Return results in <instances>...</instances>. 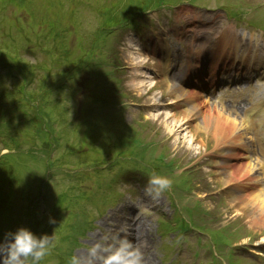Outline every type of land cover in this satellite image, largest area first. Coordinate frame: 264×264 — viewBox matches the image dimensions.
<instances>
[{
    "label": "clouds",
    "instance_id": "clouds-1",
    "mask_svg": "<svg viewBox=\"0 0 264 264\" xmlns=\"http://www.w3.org/2000/svg\"><path fill=\"white\" fill-rule=\"evenodd\" d=\"M172 181L164 176L153 174L148 179L146 191L159 196L167 190ZM54 235L46 233L37 235L27 227H19L15 231L4 233L0 239V264H41L53 246ZM96 249H92L95 256ZM70 264H82L73 256ZM103 264H142L139 250L124 241L103 259Z\"/></svg>",
    "mask_w": 264,
    "mask_h": 264
},
{
    "label": "rangeland",
    "instance_id": "rangeland-1",
    "mask_svg": "<svg viewBox=\"0 0 264 264\" xmlns=\"http://www.w3.org/2000/svg\"><path fill=\"white\" fill-rule=\"evenodd\" d=\"M237 1H240V3L242 5L249 4V5L259 6L261 8V11L256 12V16L258 18H256V20L255 19L253 20V25H251L250 28H252V27L258 28V27L264 26V21H263L264 19L262 17L263 10H264V0H237ZM244 23H245V25H248L247 20H244ZM120 53H121V55H123L122 50H121ZM145 121H146V119H145ZM148 122L149 123H153V121H151V122L148 121ZM165 136H166V131L164 130V128H159V130H158V127H155V129H153L149 135L145 136V139L147 141L162 142V141H164L166 139ZM204 137H206L208 139H206ZM204 137H201V138L198 137V140L201 141V146L202 147H199V145L197 143H195V142L192 143L190 141L187 142L185 140H182V142H181L182 144L180 146H179L178 142H176V146L177 147H175L173 145L174 141H172V144L170 142H168L166 146L170 149V151H172L171 152V155L173 156L172 159H174L176 161V164L185 165V164L188 163V161L189 162L192 161V160L196 161L197 159L202 158L203 157V153H206L207 150L210 147H213L214 139L212 137H207V136H204ZM201 152H202V156H200L199 158H195ZM89 158L90 157L85 158L82 162L83 163L87 162L89 160ZM73 163L77 165L76 161H73ZM202 176H203V174L200 171H198V172L194 171L193 172V169H192L188 174H186V177H188V179H187L188 180V185H192V184L198 185L197 184L198 181H196V179L200 180L202 178ZM11 190H12V192H14L13 189H11ZM3 191L5 193H8L9 188L8 187H4ZM206 202H207V205L211 208V210L212 209L215 210L219 206V204L217 202H215L214 200L206 201ZM46 209H47V207L43 206L42 210L40 212V213H42L43 211H45L44 212V219L42 221V225H43V227L45 228L46 231L49 230L50 233L52 235H54V233H53V231L55 230L54 226L50 225L51 218H52V222L53 221H54V223H57V222L52 217V213L48 212V210H46ZM38 216L39 215H36L32 219H29V220H28V218H26L25 220L27 222V225H28V223H35V221L38 219ZM227 223H231V222L228 221ZM262 225H264V223ZM260 226H256V225H252L251 226V224H248V223H245V222H240V223L234 224V222H233L231 225H229L228 229L231 230V232H236L238 234V236H241V237L244 234L245 235L250 234L247 231H250V232H253V233H258L259 234L258 236H261L263 231H264V226H261V227ZM240 229L242 230L241 233H243V234L240 233ZM225 233L228 234V231H226ZM56 238H57V236L54 235L53 243L56 240ZM211 247H212V244H211ZM211 247H210L209 244L203 245V248H205L206 251H208L211 255H213L216 258H218L219 252L215 251V250L213 251L211 249Z\"/></svg>",
    "mask_w": 264,
    "mask_h": 264
},
{
    "label": "bare ground",
    "instance_id": "bare-ground-1",
    "mask_svg": "<svg viewBox=\"0 0 264 264\" xmlns=\"http://www.w3.org/2000/svg\"><path fill=\"white\" fill-rule=\"evenodd\" d=\"M171 33H168L167 35H170ZM167 36H165L166 38ZM226 48L227 46L224 45ZM179 99L181 101L190 100L193 102L191 108L189 110L184 111L185 117L190 118V120L195 121L193 118H201L203 123V128L211 133H208V135H212L216 139V147L218 148L222 144V139L226 138L225 136H219L221 135L227 126H229L230 123L235 122V118L228 112L221 111L218 109V106L212 105V107H209L206 111L203 110V107L206 106V102L200 101L198 97H196L194 94H187V95H181L179 96ZM262 103H260V107ZM223 124L225 126V129H223ZM200 127V126H199ZM231 139V138H230ZM238 141L237 139L235 142ZM248 149V148H247ZM249 150V149H248ZM248 165H240L237 168H235L231 176L233 179H237L240 176H246L248 173ZM230 182L232 180H229ZM253 187H256L254 184ZM264 189L258 190L255 194H250L247 196H244V199L241 198L242 202L246 206H242L240 210H244L246 212H250L252 214V211H257L258 216L254 219H252V222L256 226L262 225L264 222ZM247 201H251L252 206H247ZM253 208V210H252Z\"/></svg>",
    "mask_w": 264,
    "mask_h": 264
}]
</instances>
